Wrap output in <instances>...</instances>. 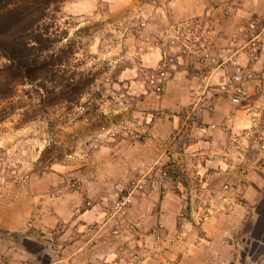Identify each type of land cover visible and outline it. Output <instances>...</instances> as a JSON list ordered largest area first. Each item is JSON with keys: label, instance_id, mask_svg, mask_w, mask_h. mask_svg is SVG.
Returning <instances> with one entry per match:
<instances>
[{"label": "crops", "instance_id": "crops-1", "mask_svg": "<svg viewBox=\"0 0 264 264\" xmlns=\"http://www.w3.org/2000/svg\"><path fill=\"white\" fill-rule=\"evenodd\" d=\"M221 1L223 9L230 4L227 16H218L221 7L215 9L212 0H164L162 6L147 9L151 18L158 17L143 29L149 46L141 54L142 65L151 70L162 63V48L151 42L163 38L171 23L209 20L217 25L221 46L230 33L244 32L240 39L245 40L255 30L252 25L259 29L264 24V0ZM253 68L264 75V46ZM204 69L200 55L190 64L181 59L173 66L164 88L139 110L146 115L148 109V135L124 138L126 144L117 147L102 146L84 170L68 162L42 176L31 174L16 188L0 184V237L4 231L15 232L14 248L20 255L10 257L8 246H0L6 250L0 248V264H124L118 251L121 239L148 256L149 264H259L264 255V89L252 79L247 83L250 100L232 102V69L226 65L214 72L212 89L196 105ZM137 72L126 68L121 77ZM154 109L161 114L153 118ZM209 124L215 127L204 135L200 126ZM180 158L187 159L186 170L197 185L204 178L219 191L208 195L207 218L199 223L196 212L192 217L183 214L187 188L179 179L148 178L142 189L129 188L122 236H115L114 205L127 179L146 172L154 161L163 163L158 171ZM71 176L79 177L77 188L69 189ZM55 188L63 194L51 197ZM158 225L162 240L152 233ZM45 253L49 258L42 260ZM25 256L31 260H23Z\"/></svg>", "mask_w": 264, "mask_h": 264}, {"label": "rangeland", "instance_id": "rangeland-1", "mask_svg": "<svg viewBox=\"0 0 264 264\" xmlns=\"http://www.w3.org/2000/svg\"><path fill=\"white\" fill-rule=\"evenodd\" d=\"M163 1L112 0V5L109 0L63 2L61 20L69 21L65 24L70 32L69 36L78 38V34H81L83 42L86 43L89 40L86 33L94 34L95 39L82 47L79 55L83 61L82 69L97 72L95 87L91 92L84 94L80 105L66 104L63 110L51 109L49 114L27 123L21 121L20 115L0 122V184L7 183L9 187L16 188L22 184L20 176L27 175L28 179L31 174L42 176L53 171L57 165L68 162H73L79 165V169L84 170L93 163L95 152L102 146L117 147L126 144L121 142L124 138H142L150 133V128L145 125L148 109H145L146 115L140 114L139 110H142L145 103L153 100V95L158 94L160 90L149 81L153 69L147 70L142 65L141 54L149 46L148 41L144 42L143 29L151 19L158 17L151 18L147 9L158 8L163 5ZM227 5H230L229 2L223 9L221 0H212L215 9L221 7L218 16L229 14ZM207 21L209 20L184 25L171 23L163 38L153 39L151 44H159L164 56L172 55L176 63L183 59L185 63L188 61L190 64L192 57L199 55L197 36L208 35L219 44L216 38L217 25ZM243 34L244 32L237 31L230 33L228 42L233 37H245ZM188 35L194 39L189 40ZM2 62L4 60H0V65ZM126 68L137 69L138 72L132 76L121 77ZM159 111L152 110L151 117L159 116ZM47 147L50 148L49 151H46ZM59 153L63 154L62 158L52 160ZM161 163L154 161L146 171V178L173 177L184 183L187 191L183 214L186 217L190 214L192 217L195 177L186 170L187 159L170 160L166 167L163 166L157 171L158 166L163 165ZM144 173L143 170L137 171L127 179V185L116 198L115 204L127 199L129 192L133 190V180ZM70 179L72 180L69 182V189L77 188L79 177L71 176ZM49 192L51 197L63 194L57 188ZM14 233L8 235L4 231L0 237V246L4 249L8 246L7 250L12 251L10 257L20 259L18 251L14 248L18 244ZM240 242L245 244L243 240ZM32 246L40 248L39 244L33 243ZM46 246L50 247L48 243ZM52 247L54 248V245ZM4 249L2 251L6 252ZM42 255V260L49 258L46 253ZM23 260L30 261L31 257L25 256ZM259 264H264V255L259 259Z\"/></svg>", "mask_w": 264, "mask_h": 264}, {"label": "trees", "instance_id": "trees-1", "mask_svg": "<svg viewBox=\"0 0 264 264\" xmlns=\"http://www.w3.org/2000/svg\"><path fill=\"white\" fill-rule=\"evenodd\" d=\"M64 1L0 0V122L20 115L27 123L51 109L80 105L94 89L97 72L82 69L79 55L94 34L86 33V43L81 34L69 36V21L61 20Z\"/></svg>", "mask_w": 264, "mask_h": 264}, {"label": "built area", "instance_id": "built-area-1", "mask_svg": "<svg viewBox=\"0 0 264 264\" xmlns=\"http://www.w3.org/2000/svg\"><path fill=\"white\" fill-rule=\"evenodd\" d=\"M255 30L245 39L241 40L238 37H233L225 45L217 44L208 35H199L198 50L201 59L204 62L205 69L202 71L198 87L196 89V96L198 99L195 104L200 105L204 98L207 97L208 92L213 87L214 72L223 67L230 66L232 69L233 84L231 87V100L236 104H243L250 100V93L247 83L250 80H255L260 90L264 89V75L253 68V64L260 58L264 46V24L257 29L256 25H252ZM189 40L194 38L188 35ZM242 55L246 57V62L242 61ZM176 64V59L172 55L164 56L162 63L150 72L149 81L156 87L157 90H162L170 77V72ZM215 124L202 125L200 131L206 135ZM261 145L264 146V136L261 137ZM145 172L142 176L133 180V188L142 189L148 180ZM151 177V175H149ZM28 180L27 175L20 176V181L25 183ZM194 197L193 204L196 212L195 218L197 222L202 223L210 212V201L208 195L217 194L219 191L211 189L208 182L201 178L200 184L196 181L193 186ZM59 194V192H58ZM200 199V200H199ZM128 199L117 201L115 204L114 215L117 217L116 227L113 234L117 237L122 236L121 223L127 214ZM198 206V207H197ZM119 214V215H117ZM194 216V215H193ZM120 219V220H119ZM161 225L155 226L152 230L153 235L157 240L164 239L161 232ZM118 251L125 259L124 264H149L148 256L143 252L133 251L128 247L125 240L121 239L118 244Z\"/></svg>", "mask_w": 264, "mask_h": 264}]
</instances>
